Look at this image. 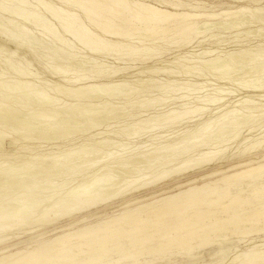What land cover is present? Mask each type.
Masks as SVG:
<instances>
[{
  "label": "rangeland",
  "instance_id": "1",
  "mask_svg": "<svg viewBox=\"0 0 264 264\" xmlns=\"http://www.w3.org/2000/svg\"><path fill=\"white\" fill-rule=\"evenodd\" d=\"M49 1H53L54 3H56V5L62 6L63 8L65 7V5H61V2L58 0H55V1L49 0ZM144 1H147V3L157 4L164 0H144ZM165 1H171V2L176 1L178 3L182 2L185 4L188 2L190 4L191 2L192 4H195L196 7L198 8H199L198 5H200L201 8L203 7L202 9L199 8V10H201L202 12L214 13V14H219L220 12L227 10L229 8L235 11L236 7L238 6H246L249 9L251 8H254V9L263 8L264 9V0H260L258 3L254 2L253 0H247V1L246 0H240V1H235V0L234 1L233 0H165ZM64 9L73 10L74 13L78 15L80 14L83 20L86 19L84 18L85 15L83 14L84 13L83 10H80L75 7L71 8V6L70 7L68 6L67 8L65 7ZM246 13H244L245 15L244 14L242 15V13H240L238 15L233 14V15L224 16V17L219 16L218 18H215L209 21V24L222 22L226 25V23L235 22L236 20L239 22L238 20L239 18L240 28L238 27L236 29H228L224 25H219V26L216 25V26H208V29L206 30L207 26H203L204 22H202V20L199 21L200 22L199 26H201L202 28L200 27L201 30H198V32L200 31L201 32L197 34L196 36L195 35H192V37L191 35L188 36L193 39L195 36V39L189 45L184 44V41L188 43V41H186L187 39H185V36L182 37L181 35L175 32L174 33L168 32L166 35H160V36L156 35L155 37L154 36L151 37V35L146 34V33H143V35L141 36L139 34H135V36L131 38V41L129 40L128 43L125 42L126 45L131 44L133 46L135 45L134 47L139 46V48H143V47L152 48V51H153L148 54L147 53H142L140 55L138 54L136 55L138 56L137 58L135 55L134 56L126 55V56L120 57L117 52H114L115 54L109 52L110 53L109 55V53L102 52L101 50H98L97 51L98 53L94 51V53L91 52L92 54H90V51H89L90 49L88 48L86 49L84 48V46H82L78 42H75L74 39L70 35L69 36L67 35L66 39L71 40L72 43L75 42V46H73L75 48L72 47L71 49H67V47L64 46L63 44L61 45V43L58 44L57 42H55L53 38L51 37L47 38L45 36H42L41 31L33 27L31 24L25 25L27 26L26 27L27 29L25 30L30 31L29 32L30 34H28L27 31L25 30L20 31L21 29L20 26H22L21 21L13 19L8 13H3V12L0 13V87H2L0 88V92L5 93V95L10 96L12 98V101H10L8 104L11 105L17 111H19V113L21 112V114L18 115V118L19 117L21 118V119L19 118V120L17 117L15 118V116L14 118L12 117V119L9 118L10 120H8V117L0 116V133L2 134L0 135V141L1 139H4L2 140L3 141L2 144L0 142V144L2 145L0 146L1 147L0 156L2 157V158L0 157V162H1L0 163V178L3 177L1 178L2 180L0 182V186H1L0 193L2 192L0 194V197L3 198V199L0 198L1 199L0 207L4 203H7V204L11 203V206L16 208V206L20 204L19 202H21L19 200L23 198L28 200L27 198L29 196L30 198H32V200L29 199L27 201V205L29 204L27 207L31 211L26 212V210H24L26 214L31 213L30 215H26L22 217V219H18L15 216V213H17V211L13 210L10 212H4L2 215L3 217L0 216V231L2 230L0 233V240L2 241L4 240V238L5 240H7V238L12 237L11 238L12 240L11 239L7 240L9 243L7 241L4 242L6 245L4 243H0V253H1V250L4 248L6 251L7 250L8 251L9 250L18 251L19 249V250H24L25 252H28L30 250L40 248L46 243H50L52 240L56 239L59 235L62 236L67 233H72V232H76V231L84 230V229H91L94 227L105 229L111 221L116 220V219H122L124 216L128 214H133L134 216L132 219L134 221H139L140 224L143 226L146 224L147 221L150 222V224L144 227L143 232L132 237L133 242H135V246L133 247L130 245L131 243L130 240H125L121 244L110 246V251L108 252L105 260L98 261L97 258H95V260L93 261L88 260L85 264H104L105 262L106 264H231V262L235 259V257H239L240 255L252 254L253 252H257V251L264 253V217H258L256 218V221L254 222L255 224L254 226L259 232L257 231L249 235H245V234L236 235L235 234L236 232H243L242 230H244V225L237 226V223L239 222V220H245L249 218L251 215L255 214L258 210H264V172L254 174L249 179V182H248V184H250L251 187H247L245 191L240 194L242 200L246 203L238 202V203H235L232 207L226 209L228 206V203L211 204L210 202H208L210 200L220 199L223 196L221 191H223L224 184L226 185L227 183L221 182L220 171L223 169L222 171L224 173L225 171L224 169L226 168L228 169L229 165H231L233 162L235 163L239 162L238 160H239V157L241 156L240 153L241 151L244 152L243 150L246 148L242 140L246 136L252 137L254 141L258 139L262 140L264 136L263 134L264 127L260 126V125H263L262 123L263 120L262 118H256L257 120L258 119L259 120L257 121L255 119V121L252 122L253 124L251 123L252 126L254 124L258 126V124H260L259 127L256 128V131L255 129L254 131L249 130L252 127L251 125H250L251 127L249 125H248L249 127L240 125V127L242 128L241 135H240L241 137L237 139V142H235V140H231L229 142L225 141L229 139V137L227 136H226L227 138L224 137L223 139H219V137H217V131H216V129L218 128L216 127L217 123L218 121H221L219 117L222 115L225 116L226 114L231 112V110L234 109L233 106H236L232 104H235L237 100L241 99L242 97L246 96V94H248L245 89L246 85L251 86L249 90L255 91L259 89L258 84H260L261 86L260 85L259 86L262 87L261 90L264 91V88H263L264 87V76H262L263 78L259 76V74H257L256 66L254 65L252 66L251 64H247L241 67L239 65L237 66V68L235 66L233 68L234 70L232 69L228 74L226 73L227 74L226 75L223 72L206 68L202 66V64H195V65L192 64L193 66L188 64V67L186 68L187 63H178L176 60H174L177 56L187 57V58H189L190 56L191 58L193 57L197 59V60L196 59L194 60L199 61V58L196 56H199L201 50H205V49L212 48V47L217 49V52L214 54V56L220 57L222 59L223 57L225 58L226 56H228V54H231V53L233 54V52L235 53L238 50L249 49L252 51H258L261 49V51H264V33H263L264 31L262 33L256 32L257 27L260 26V24L261 25L263 24L262 27L264 28V16H260L259 13H257L258 15L256 16L255 12L253 13L254 15L251 13L253 16H250L251 14L249 12H246ZM235 16L236 17L239 16V17L236 18ZM234 18H236V20ZM252 18L253 19L255 18L254 20H257L261 23H256L257 25L255 23H254L255 25L254 24H247V25L244 24V21L246 22V21H249L250 19H251L250 21H252L253 20ZM86 23H87V20H86ZM249 31L251 33H249L248 35L247 32ZM140 41H142V43H140ZM141 44L143 45V47ZM260 44L261 45L263 44V45L261 46ZM101 53H105V54H101ZM69 54L71 55L69 56ZM74 54L76 55L73 58H71L72 55ZM171 62H176V64L175 63L172 64ZM52 66L60 67V69L63 68L62 71L67 72V73L64 75H60L57 72H52L53 71ZM158 66L167 67L175 75L173 74L169 76L167 74L165 75L159 74V75H156L154 81H158V82H162V83H166L167 85H170L171 83H169L167 80H171V81H174L175 84L178 83L177 86H180V87L183 86V88L188 87L189 90L187 89L186 91V89H183V88L180 89L179 87L180 89L179 92L171 91L170 89H168V92H167V89L164 92H162L163 91L162 89L152 87L148 89V91L145 90L146 93L143 92L142 95L134 94L133 96L130 95L129 97L128 96L126 97L125 95L123 96V95L118 94L113 99L110 97L107 98L104 96L103 98L102 97L100 98L102 101L98 98L96 99L97 101L96 100H93V101L86 100L84 101L85 103L82 101V104H81L80 101H78L77 99L71 98V97L68 98V96L66 94H63L62 92L61 94L57 93L60 91L58 89L55 90V87H53L54 84H62L63 86H67V87H70V86L77 87L80 83V82H77L79 78L87 77V76L90 77L89 82L94 79V81L98 82V85L100 84L104 85L108 82H114L117 80H124V79L126 81L133 82V83H135L137 80L150 81V74L148 76V73H146L138 77L137 75L138 71L140 73L141 71H147L149 69H153ZM126 67L128 68L131 67L129 68V70H127L128 72L124 71V73L121 72L118 74H109L111 70L115 68L125 69ZM188 68L189 69L191 68L192 72L189 74H186ZM183 70H186V71H183ZM20 71L26 72L28 74L30 72L31 73L28 75V78H27L23 75L18 74ZM253 74L255 75L257 82L256 80L255 81L252 80V79H255L253 77ZM18 80H21L22 82L29 80L40 88H43L45 90L48 89L47 93L49 94L50 97H53V98L55 97L58 100L59 99L61 100V103H58V104H63V102H65L66 105L69 107L71 105L73 107V105L75 106L76 104H79L82 106L85 105V107L88 106L87 108H90L88 109V111L91 112V114H93V111L95 112L93 114L94 119H92L93 117L90 118L92 119L91 121H94V122L97 120L99 121L101 120L100 118L101 116L102 118L105 116L104 117L105 119L109 118L110 121L108 120L107 122V120L105 119L101 120V123L99 121L101 126L99 125V123L97 124L96 122L93 123L90 121L88 125L86 124L87 122H84L87 119L86 116L82 117V115L76 114L77 117L75 115L74 116L78 120L72 122L73 124H69L67 127V131H66L65 127L60 128L61 125H59L58 123L56 125L57 121H54V119L53 120H47V119L42 120L41 118L40 120L38 116L41 110L39 112L38 110L46 107V105L38 101L39 99H37L36 95H33L32 97L31 96L23 97L25 96L24 91H21L22 95L16 94L19 92L17 90V88H19ZM65 81H69L70 83L65 82ZM201 83H204V84L206 83V84L203 86L202 89L195 91L194 86L197 84L200 85ZM191 84H193L194 86L193 85L191 86ZM9 85L10 87L12 86L13 88L16 87L15 89L17 92H13L15 90L12 88H8L7 89V91L9 90L8 92L3 89L4 86L9 87ZM189 91H191V93H187ZM249 94L254 95L258 93H254V94L249 93ZM263 94L264 93L258 94L260 97L262 96L259 99H257L259 96L255 95L257 96L255 99L256 102L260 103V106H261L260 110L262 112H260V114H264L263 112L264 95ZM184 95L187 97L185 98ZM155 97L158 98L157 100L158 102L155 101L156 100ZM210 97L215 98L213 102L211 101L213 104L211 102L205 101L206 98H210ZM14 98H19L20 100L19 99L15 100ZM21 99L23 100V102ZM145 99L146 100L150 99L149 101L154 100V102H151V104L153 103L152 104L153 107H150L149 109L142 108L139 110L135 105L138 106L141 103V101H144ZM181 99L183 100L181 101ZM216 100H219V101H216ZM0 101L2 103H5V101H3L1 98H0ZM103 101L104 103L105 102L110 103V105L112 104L115 106H125V107L129 106L131 108L130 109H128L129 107L127 108V111H125L127 113H125L124 111H123L124 113L121 111H119V113L117 112V117L115 116L114 118V115H116V113L115 114L112 113L113 115L108 114V110H104L105 108L104 106H102V104L105 105ZM201 101L204 102L205 108L203 107V103H201ZM90 102L93 104V107L99 106V109L96 108V110H92L91 109L92 106L89 107V105H91ZM50 105L52 107L61 108L60 111H66V112L73 113V114L75 112L74 109L76 107L78 108V106H76L75 108L73 107L74 109H72L71 107L69 108L66 105H63V107L62 105H59L57 107V103H54V104L50 103ZM51 106L50 108H52ZM132 106L134 107L133 110H132ZM186 106L190 108L201 106L202 108H204L203 109L204 111L201 110L202 112L201 111H199V113L197 112L196 113L197 118H196V114H193L191 115V117L190 116L188 118L185 117L182 119V121L178 120L177 122H174V123H171V122L169 123L163 120L164 115H166L167 113L171 112L172 110L182 111L183 109L187 108ZM101 108H104V109H101ZM98 110L102 111L103 115ZM76 111L78 113L79 112L85 113L82 107H79ZM120 112L121 114L123 113V116L120 114ZM243 112L245 113L246 109H244L242 113ZM118 114L120 116H118ZM260 114H257V115H260ZM79 116L82 118L79 119ZM97 117L98 119L95 120V118ZM211 117H214V118L217 117L215 118L216 121L214 118H211ZM34 119H36V124H34L33 126L29 125L28 122L31 123L34 121ZM26 120H28V122ZM104 120L106 122L105 124L103 123ZM142 120L143 121L153 120V122L151 123V126H154V124H156L159 127L154 126L156 129L155 128L152 129L151 126L146 127V128L144 127L142 130H140L141 132L138 133L139 135L136 134L137 135L136 136L137 138H136L134 137L135 135L133 134L135 133V127H136L135 123L137 121L141 122ZM160 120H162L161 121L162 123L158 122ZM208 120H213L212 122L215 121V123H213V126H212L214 129L212 127L210 128L211 129L210 132L212 135L210 134L209 135L211 137H209L208 135L203 136V133L205 134V132L198 130L202 127L201 123L208 121ZM87 125L89 127L93 126L91 127L92 131L89 130L86 132V130H88ZM231 127L232 126H230V128ZM260 127H263V128L260 130ZM80 128H82L83 131ZM51 129L53 132H57V133H55L54 135ZM58 130H60L62 133H66L63 135L60 134V138L61 137H64V138H61V139L58 138L59 140L57 139V137H54L56 136V134H58ZM195 130H197V132H195ZM193 131H194L195 137H198V135L201 136V140L200 139L197 140V138L196 139L194 138L195 142H193L194 141L193 139L190 140L192 141L191 144L193 145L192 148L194 149H191V148H190L191 150L188 149L187 153H184L186 151L184 152L181 151L177 153L179 154L178 156L180 158H178L176 154L175 156L178 159L175 156L173 158L174 159L176 158L178 161H175L176 159L174 160L172 158L173 154L168 153L169 150L167 148L174 144L178 145V143L183 141V137L186 136L188 132L193 133ZM208 131H206V133ZM71 132H72V135H71ZM97 132L98 133L105 132V133L104 135H101L99 137H94L93 135H96ZM45 133H47V135L49 133L50 136L48 135L49 136L48 139H51V141L50 140L47 141L48 139ZM36 134L39 135V136L37 135V138H36ZM41 134L43 136H41ZM131 134H133V138L131 137ZM65 136H68V137H65ZM202 136L203 138H205L206 136V139L207 141H209V143L205 141L206 139L202 140ZM100 137L110 138L111 140L115 142L117 141L118 146L116 145V148L114 147L115 145L112 146V148L111 146H109V149H108V146L106 147L104 146L105 148L103 146L102 148L101 146H98V147H95L96 150L93 149L94 151L88 154H85L84 155L85 157H82V158L78 154H73V157H69V159L68 158L64 159L61 157V161H59L60 164L58 162L56 164L58 167H60L58 168L56 166V168H58L59 170L56 169L54 165H52L53 164L52 160L50 161L49 156H47V154L51 152L53 153L55 152L56 155H62L63 151L65 153L73 148H76L75 150H78L80 147L84 145L87 147L89 143H90L89 147H92L91 145L95 142V140L97 142L101 140ZM211 138L212 140H209ZM54 139L55 140L57 139L58 142L57 140L55 141ZM202 141L203 143L201 147ZM220 141H223V142L225 141L226 143H222ZM14 142L15 143L17 142V143L13 144ZM197 142H200V145H199L200 147L194 146L195 144L197 145ZM215 142L217 144H214ZM163 144H166V145H163ZM167 145L169 146L166 147ZM209 145L211 148H209ZM215 146L218 148V150L216 148L214 149ZM138 147H141V148L138 149ZM145 147L146 149H144ZM154 149L161 150V152L163 151L162 152L163 156L162 155L161 157L159 156L158 157L159 159L157 161H156L157 158H154L156 162H154L152 158H149V160L151 161L150 163L149 161L144 160V159H142L144 160V162H142L141 159L139 160L138 158L139 154H137V152L140 153V151L144 152V151H151ZM107 150L109 151L113 150L114 151L113 153H115V156L114 158L113 157L109 159L107 158L104 161V158H103V156H105L104 154L109 152ZM193 150L195 151L197 150L198 152L197 151L195 152ZM210 150H214L215 154L213 155V160L208 165H201V166L195 165L198 162L196 161L195 164L193 163V165H195L193 170L192 168L186 170L189 172H185V171H183L182 173L176 172L172 174L171 176L168 174L166 176L167 178L165 177L162 181H159L160 183L159 182L153 183L149 187H146L144 189L143 188L136 189V187L144 180H147L150 183L154 182L156 178L158 177V175L155 176L156 173L159 174L169 169H172L169 171H173L176 167H178L179 169L182 166V162L184 160L193 158V157L195 160H199V157L200 158L203 157V156L201 157L203 152L207 153V152H210ZM223 150L224 152H222ZM194 152L195 153L200 152L201 155L200 153L194 154ZM134 153H136V155H134ZM180 153H183L184 155ZM192 153L194 154V156ZM36 154H40L41 158L39 160L34 159V162H33V159H32L34 158L33 155H36ZM166 154L167 155L169 154L168 157H166ZM221 154H225V155H223L222 157ZM89 155L94 156L93 160L102 161L101 164L98 162V164H95L93 169H90V168L87 169L89 165L87 166V164L84 162L85 160L84 158L89 159L90 157ZM180 155L181 156L183 155L184 157H181ZM5 156L6 158L7 157L8 158L5 159L4 158ZM9 156H10V159H9ZM44 156L46 158L48 157V159H46ZM93 156L90 157V160H92ZM21 157L26 159L25 162L23 161L24 159ZM28 157L30 159L27 160ZM169 157L171 158V160ZM196 157H198V159ZM116 158H119V159L122 158V161L124 160L123 162H126V163L129 161H133V163H131L132 165L130 163H127V167H126V163H124L125 164L124 165L123 163L121 164L122 161L116 162ZM31 159H32V163H31ZM168 159L170 161L173 160V162H170V168L165 167L167 165H162L163 162L168 161ZM42 160L43 161L45 160V161L43 162ZM46 160H48L49 162H47ZM26 161H29L28 164L31 163L29 165H31L32 167L31 166L29 168L24 167L23 164L25 163L27 164ZM37 161H42L43 163L42 162L39 163ZM161 161L163 162L161 163L162 166L160 169L159 166H160ZM174 161L176 163H174ZM180 161L181 163L179 165V163L177 162H180ZM46 162L48 163V165L44 164ZM146 162L149 163V165H147ZM152 162H154V164ZM9 163L11 166H9ZM135 163L137 164L135 165ZM198 163H202V162L199 161ZM176 164L178 166H176ZM14 165L16 166L14 167ZM62 165H65V166L62 167ZM120 165H123V166H120ZM154 165H155V169L157 170L159 168L161 172L159 171V169H158L159 172L156 171L154 169ZM173 165L174 167L175 166L176 167L173 168ZM33 166H37V167H33ZM47 166H52L53 171H51L52 168L46 169L45 167ZM135 166L136 167L138 166V167L135 168ZM98 167H99L98 169L99 171L97 170ZM100 167L102 169H100ZM148 167L149 168L152 167L155 171L152 168L149 169ZM114 168L115 169L117 168L118 169L117 172H119V170L120 172L116 173ZM146 168H148L149 171L145 170ZM108 169L110 172L108 171ZM126 169L127 171L129 169V172L126 171L125 173L124 170ZM134 169H137L136 171L138 172H140L143 169L141 171L143 175L141 174V172L139 174L136 173ZM162 169L164 170L162 171ZM39 170H40V173L45 172V174H40ZM57 170L60 173L57 172ZM101 170L103 171L101 172ZM105 170L108 174L104 172ZM4 171L5 173L3 175ZM93 171H96V173L99 172L100 174V175L98 174L95 175L96 181L97 180L100 181L101 179H103V176L105 175L107 178L111 177L110 179H114V182H115L114 185L118 184L116 183V181L120 182V184H124L126 183L125 181H128V180H129L128 181L129 184L130 183H133V184H130L125 189V194L121 195V197L119 196L115 199L113 198V200L110 199V201L96 204L83 211H78V212H73V213H68V214H64V213L60 214L59 212H57L58 210H55L53 207H55V205H57L58 203H61L64 201L66 196L70 194L69 190L71 188L74 189L78 187L79 185H81L82 182H85L87 177L89 178L90 175L92 176ZM214 171H218V173L216 172L215 175H212V172ZM148 172H151V173H148ZM152 172H153V175H152ZM8 173H10L9 176H8ZM129 173L130 174L133 173V174H131L130 176ZM149 174L151 175L150 178L143 177L144 180L142 179L140 181L141 175L149 176ZM107 175H109L110 177ZM23 176H25V178ZM132 177L134 178L133 182L130 181L132 180ZM88 178L86 181L89 180ZM135 178L138 179V182L134 181L136 180ZM6 180H9L10 182L9 181L7 182ZM121 181H123V183H121ZM63 182L66 186L63 184ZM17 185H19L20 188ZM52 185L54 187H52ZM63 185L65 187H63ZM99 185L100 184H98V186ZM35 186H40V187L33 191ZM47 187L49 188L51 187V190L49 188L48 190H46ZM28 188L29 189L31 188L32 190H29ZM54 188H56V190ZM94 188H96V186H94L93 189ZM109 188L111 189V187ZM131 189L132 191H130ZM214 189L216 190L213 191ZM8 191L9 193H7ZM10 192H13V193H11V196L9 197L7 194H10ZM21 194L23 196H21ZM30 194L32 195V197ZM18 195L19 197H17ZM43 195L45 197L46 196L52 197L49 203L50 205L48 204V206H46L45 208H41L42 206L36 207L37 201L39 202L41 201V196H42V199L44 198ZM4 196L5 197L7 196L8 198L7 197L5 198ZM169 201H174L175 203H177L179 209L177 211H172V213L170 214H164L163 212H159L160 209L142 211L143 208L149 207V206L162 207L165 204L167 205ZM153 211H158L159 213L152 214L151 212ZM196 211L205 213L202 216L204 224L202 226V229L199 230V233L196 235V237L203 236L204 238L209 239L211 241L206 245H198L199 239L197 238V240L193 241V244H192L193 246H189L191 237L186 235L187 234L186 230L184 231L185 233L181 232L180 230H183L185 225H187L188 223L194 224L197 222V218H195V216L197 215ZM45 216L48 218L47 220H45ZM128 223H129L128 221H120L117 224L110 225V229L106 232H109V231L111 232L114 230H117V232H119V231H122V229L130 231L132 226L127 225ZM1 224H4V226H6V229H1ZM213 229H217L218 231L214 232ZM166 231L167 232L170 231L171 233L173 232L172 234L176 238H178V240L169 241V239H167L164 235ZM105 233L103 232V234ZM161 236H162L161 242L163 243L164 247H161L155 251H151L150 248L155 247V245L157 244V240ZM262 257H264L263 254L261 255L260 258L257 259L258 264H264V258ZM54 264H62V263L56 262Z\"/></svg>",
  "mask_w": 264,
  "mask_h": 264
},
{
  "label": "bare ground",
  "instance_id": "2",
  "mask_svg": "<svg viewBox=\"0 0 264 264\" xmlns=\"http://www.w3.org/2000/svg\"><path fill=\"white\" fill-rule=\"evenodd\" d=\"M55 1V0H54ZM61 2V5H65V7L67 8L68 6L71 8L75 7V8H78L80 10H83V15L84 18H86L85 20H83L80 16V14H76L73 12V10H67V9H64L62 6H58L56 5V3H54L53 1H46V0H0V13H8L13 19H16V20H19L21 21V29L20 31L22 30H25L27 29L25 25H28V24H31L33 27L39 29V31H41L42 33V36H45L47 38L51 37L54 39L55 42H57L58 44L61 43V45L63 44L64 46L67 47V49H71L73 46H75V42H78L79 44H81L82 46H84V48H88L90 49V54L94 53V51H98V50H101L102 52H106V53H114V52H117L119 54V56H126V55H130V56H136V55H140L142 53H150V52H153L152 51V48H144L143 45L142 47L143 48H139V46H136L134 47L133 45L129 44V45H126L125 42L128 43V41L130 40L131 41V38L135 36V34H139L140 36L143 35V33H146V34H149L152 36H160V35H166L168 32H175L179 35H181L182 37L185 36V39H187L185 42L184 41V44L185 45H189L193 42V40L195 39V36L197 34H199L200 32H198V30H201L199 26L200 25V22L202 20V22H204V25L202 23L203 26H207L206 30L208 29V26H216V25H224L226 26L228 29H236L239 27V22H240V19L238 17V20L239 22L236 20V18H234L236 21L235 22H231V23H226V25L222 22H218V23H213V24H209V21L210 20H213L215 18H218L219 16H229V15H233V14H240L242 13V15L246 12H249L250 14L252 13H256V16L258 15L257 13H259L260 16H264V9L263 8H247L246 6H238L236 7V10L233 11L231 10L230 8L227 9V10H224L222 12H220L219 14H214V13H206V12H202L201 10H199V8H201L200 5L199 8L196 7L195 4H192L190 2L188 3H178L176 1L174 2H171V1H161L160 3H147V1H144V0H58ZM234 1V0H233ZM235 1H240V0H235ZM247 1V0H246ZM254 2L258 3L260 0H253ZM203 8V7H202ZM201 8V9H202ZM247 14V13H246ZM250 15V16H253V15ZM245 15V14H244ZM248 15V14H247ZM255 16V17H256ZM227 19V18H226ZM229 19V18H228ZM253 19V18H252ZM255 19V18H254ZM252 20V21H244V24H256V23H261L257 20ZM258 19V18H256ZM86 20H87V23H86ZM243 20V19H242ZM227 21V20H226ZM231 21V20H230ZM233 21V20H232ZM209 24V25H208ZM242 24V25H244ZM254 24V25H255ZM241 25V24H240ZM257 25V24H256ZM263 25V24H262ZM262 25L260 24V26L257 27V30L256 32L257 33H262L264 31V28L262 27ZM251 26V25H250ZM248 26V27H250ZM252 27V26H251ZM202 28V27H201ZM240 28V27H239ZM27 31L28 34H30L28 30H25ZM204 31V30H203ZM100 32V33H99ZM255 32V33H256ZM249 33H251L250 31L247 32V34L249 35ZM264 33V32H263ZM103 34V36H102ZM240 34V33H239ZM71 36L75 42H71V40L69 39H66V36ZM171 35V34H170ZM189 35H195L194 36V39L191 38V37H188ZM247 35V37H248ZM263 35V34H261ZM144 37V36H143ZM142 37V38H143ZM181 37V38H182ZM198 37V36H197ZM69 38V37H68ZM71 38V39H72ZM141 38V39H142ZM179 38V37H178ZM134 39V38H133ZM132 39V40H133ZM139 39V38H138ZM146 39V38H145ZM144 39V40H145ZM183 39V40H185ZM190 39V40H189ZM48 40V39H47ZM149 40V39H148ZM147 40V41H148ZM154 40V39H153ZM205 40V39H204ZM181 41V40H180ZM179 41V42H180ZM155 42V41H154ZM153 42V43H154ZM140 43H142V41H140ZM138 43V44H140ZM174 44V43H173ZM261 45V44H260ZM263 45V44H262ZM261 45V46H262ZM81 46V47H82ZM170 47V46H169ZM185 47V46H184ZM188 47V46H187ZM260 47V46H259ZM75 48V47H73ZM83 48V49H84ZM251 48V47H250ZM256 48V47H255ZM79 49V48H78ZM252 49V48H251ZM73 50V49H72ZM71 51V50H70ZM74 52V51H73ZM92 52V53H91ZM126 52V53H125ZM217 52V49L216 48H208V49H205V50H201L199 56H196L199 58V61H196L197 59L196 58H191L189 55V58L187 57H180V56H177L174 60H176L178 63H187L186 65V68L188 67V64L189 65H195V64H202V66L206 67V68H209V69H214V70H217V71H220V72H223L224 74H228L235 66L237 68V66L240 65L241 66H245L247 64H251L252 66H256L257 68V74H259V76H264V51H261L258 50V51H252V50H249V49H246V50H238L236 51L235 53L233 52V54H228V56H226L225 58L223 57L220 58V57H215L214 54ZM98 53V52H97ZM101 54H105V53H101ZM115 54V53H114ZM117 54V55H118ZM146 54V55H147ZM71 54H69L70 56ZM76 54L72 55L71 58H73ZM107 55V54H106ZM110 55V53H109ZM194 55V54H193ZM192 55V56H193ZM196 55V54H195ZM186 56V55H185ZM138 56H136L137 58ZM48 58V57H47ZM139 59V58H138ZM196 59V60H194ZM136 60V59H135ZM140 60V59H139ZM73 61V60H72ZM9 62V61H7ZM172 64H176V62H171ZM192 65V66H193ZM250 65V66H251ZM48 66V65H47ZM184 66V65H183ZM191 67V66H190ZM124 68V67H123ZM131 68V67H129ZM128 67H126L125 69H119V68H115L113 70H111V72L109 74H118V73H121L124 71H127L129 70ZM253 68V67H252ZM52 69L53 71L52 72H57L59 73L60 75H64L66 74L67 72H63L60 67H57V66H52ZM81 69V68H80ZM83 69V68H82ZM196 69V68H195ZM234 70V69H233ZM255 70V68H254ZM81 71V70H80ZM183 71H186V70H183ZM28 72V71H27ZM128 72V71H127ZM136 72V71H135ZM177 72V71H176ZM192 72V69L188 68L186 74H189ZM207 72V71H206ZM235 72V71H234ZM31 73V72H30ZM29 73V74H30ZM148 73V76L150 74V81H144V80H137L135 83L133 82H129V81H126L125 79L124 80H117V81H114V82H108L104 85H98V82L90 80V77H82V78H79V80L77 82H80L79 85L77 87H67V86H63L62 84H54L53 87H55V90L58 89L60 92H57L59 94H61V92L63 94H66L69 97L71 98H75L77 99L78 101H80V103L82 104V101H86V100H96V99H100L101 97L103 98L104 96L107 97V98H114L116 97L118 94L120 95H125L126 97L128 96H133L134 94L135 95H142L143 92L146 93L145 90L148 91V89L152 88V87H155V88H159V89H162L164 92L166 89H167V92H168V89H170L171 91H175V92H179L182 87L180 86H177V84L174 83V81H171V80H167L169 83H171L170 85H167L166 83H162V82H158V81H154L155 80V77L156 75H159V74H167L169 76L173 75L174 73L168 69L167 67H156V68H153V69H149L147 71H141L139 73L138 71V77H140L142 74H146ZM179 73V72H178ZM184 73V72H183ZM194 73V72H193ZM256 73V71H255ZM17 74V73H15ZM18 74L20 75H23L25 77L28 78V73L26 72H22L20 71ZM217 74V73H216ZM226 74V75H227ZM32 75V74H31ZM175 75V74H174ZM146 76V75H145ZM253 77L255 78V75L253 74ZM260 77V78H261ZM222 78V77H221ZM224 78V77H223ZM263 78V77H262ZM85 79V81H84ZM226 79V78H225ZM242 79V78H241ZM248 79V78H247ZM259 79V78H258ZM227 80V79H226ZM252 80H256L255 79H252ZM251 80V81H252ZM261 80V79H260ZM65 82H69V81H65ZM167 82V83H168ZM257 82V80H256ZM259 82V81H258ZM70 83V82H69ZM185 84V83H184ZM189 84V83H188ZM206 84V83H205ZM204 83H201L200 85H193L191 84V86L193 85L195 87V91L196 90H200L203 88V86L205 85ZM263 84V83H262ZM66 85V84H65ZM77 85V84H76ZM186 85V84H185ZM251 85V83H250ZM260 84H258V88L257 90H249L251 88V86L249 85H246L245 86V89L247 91L248 94H246V96L242 97L241 99L237 100L235 102V104H232V105H236V106H233L234 109L231 110V112H227L228 114H226L225 116H220L219 119L221 121H218L217 123V126L218 127L216 129L217 131V137H219V139H223L224 137H229V139L225 140L227 142L231 141V140H235V142H237V139L239 137H241V131H242V128L240 127V125L242 126H252V122L255 121L256 118H262L263 120V125H260L258 124V126L256 124H254L251 129H249L250 131H256V128L260 126H263L264 127V114H260V112H262L260 109H261V106H260V103H257L256 102V97L259 96L258 94L259 93H264L263 90H261L262 87L259 86ZM18 86L19 88H17V90L20 92L16 93V94H21V91H24L25 92V96L23 97H26V96H33V95H36L37 99H39L38 101H40L41 103H44L46 105V107L44 108H41L38 110V112L40 111L39 113V118L41 120H44V119H47V120H53L54 121H57L56 122V125L57 123L61 127H65L66 128V131H67V127L69 124H73L72 122L78 120L75 118L76 114L78 115H82V117L86 116V121L84 122H87L86 124L89 125V122L94 119V111H93V114H91V112L88 111V109L90 108H87L88 106L85 107V105H79V104H76L75 106L73 105V107L75 108L76 106L79 107H82L83 108V112H77L76 110L78 109L77 107L74 109L72 107V105L70 106L72 109L75 110L74 114L73 113H69V112H66V111H60L61 108H56V107H52L50 105L51 104H54V103H57V107L59 105H66L65 102H63V104H58V103H61V100L59 101L57 98H53V97H50L49 94L47 93V90L43 89V88H40L38 87L37 85H35L34 83H32L31 81L29 80H26L25 82H22L21 80H18ZM172 86V88H171ZM254 86V85H252ZM149 87V88H148ZM180 87V89H179ZM2 88V87H0ZM8 88H12L14 89L15 91L13 92H17L16 91V87L13 88L12 86L10 87H7V86H4V90L7 91ZM253 88V87H252ZM257 88V87H255ZM264 88V87H263ZM173 89V90H172ZM183 89H187L189 90V88H183ZM191 89V88H190ZM169 90V91H170ZM2 91V90H1ZM5 91V92H6ZM9 91V90H8ZM7 91V92H8ZM151 91V90H150ZM170 91V92H171ZM238 91V90H237ZM185 92V91H184ZM193 92V91H192ZM226 92V91H225ZM224 92V93H225ZM174 93V92H173ZM187 93H191V91L187 92ZM186 93V94H187ZM227 93V92H226ZM249 93H258V94H249ZM13 94V93H12ZM22 95V94H21ZM257 95V96H255ZM262 95V94H261ZM264 95V94H263ZM20 96V95H19ZM65 96V95H64ZM185 96V95H184ZM203 96V95H202ZM187 96H185L186 98ZM208 97V96H207ZM262 97V96H261ZM260 96L257 98H261ZM0 98L5 101V103H2L0 101V116H4V117H8V120L12 119V117L15 118L17 117L18 118V115L21 114V112L19 113V111H17L16 109H14L11 105H9L8 103L10 101H12V98L8 95H5V93H2L0 92ZM70 98V99H71ZM156 98V97H155ZM154 98V99H155ZM264 98V97H263ZM262 98V99H263ZM15 100L19 99V98H14ZM23 99V98H22ZM21 99V100H22ZM215 98H206L205 101H208V102H213ZM20 100V99H19ZM101 100V99H100ZM110 100V99H109ZM150 100V99H149ZM144 100V101H141V103L137 106L135 105L139 110L142 109V108H147L149 109L150 107H153L151 102H154V100ZM158 98H156L155 101H157ZM183 99H181L182 101ZM225 100V99H224ZM25 101V100H24ZM97 101V100H96ZM102 101V100H101ZM114 101V100H113ZM216 101H219V100H216ZM14 102V100H13ZM12 102V103H13ZM16 102V101H15ZM23 102V100H22ZM158 102V101H157ZM211 102V103H212ZM85 103V102H84ZM88 103V102H86ZM91 103V102H90ZM102 103V102H100ZM99 103V104H100ZM104 103V101H103ZM134 103V102H133ZM201 103H203V107L205 108L204 106V102L201 101ZM25 104V103H24ZM28 104V103H27ZM105 105L102 104V106H104V108H101V109H104V110H108V114H115L114 115V118L115 116L117 117V112L119 113V111L121 112H125L127 111V108L129 107H125V106H115V105H110V103L108 102H105L104 103ZM132 104V103H131ZM164 104V103H163ZM180 104V103H179ZM190 104V103H189ZM213 104V103H212ZM43 105V104H42ZM49 105V106H48ZM70 105V104H69ZM95 105V104H94ZM101 105V104H100ZM130 105V104H129ZM133 105V104H132ZM263 105V104H262ZM25 106V105H23ZM50 106L52 108H50ZM67 106V105H66ZM92 106V110H96L99 109V106H94L93 107V104L91 103V105H89V107ZM134 106V105H133ZM132 106V110L134 109V107ZM160 106V105H159ZM207 106V105H206ZM226 106V105H225ZM69 107V106H67ZM69 107V108H70ZM174 107V106H173ZM187 107V106H186ZM27 108V107H26ZM131 107H129L128 109H130ZM164 108V107H163ZM184 108V107H183ZM204 108H202L201 106L199 107H193V108H190V107H187L185 109H183L182 111H175V110H172L171 112L167 113L166 115H164L163 117V120L166 121V122H171V123H174V122H177L178 120L179 121H182L183 118L185 117H191V115L193 114H196L197 112L199 113V111L203 110ZM81 109V108H80ZM246 109V112L242 113V111ZM28 110V109H27ZM82 110V109H81ZM91 110V111H92ZM137 110V109H136ZM99 111V110H98ZM204 111V110H203ZM102 113V111H99ZM120 112V114H121ZM123 112V113H124ZM140 112V111H139ZM138 112V113H139ZM202 112V111H201ZM264 112V110H263ZM123 113L121 114L123 116ZM127 113V112H125ZM23 114V113H22ZM31 114V113H30ZM35 114V113H34ZM38 114V113H37ZM107 114V112H106ZM112 114V115H113ZM215 114V113H214ZM230 114V115H229ZM257 114H260V115H257ZM36 115V114H35ZM75 115V116H74ZM93 115V116H92ZM103 115V113H102ZM127 115V114H125ZM221 115V114H220ZM23 116V115H22ZM97 116V115H95ZM100 116V114H99ZM98 116V117H99ZM118 116H120L118 114ZM129 116V115H128ZM131 116V115H130ZM216 116V115H215ZM3 117V118H4ZM32 117V116H31ZM77 117V116H76ZM79 116V119L82 118ZM93 117V118H92ZM95 118L96 119H98ZM105 117V116H104ZM102 118V116L100 117L101 120L105 119V118ZM108 117V115H107ZM106 117V118H107ZM135 117V116H134ZM193 117V116H192ZM10 118V119H9ZM20 118V117H19ZM18 118V120H19ZM23 118V117H22ZM35 118V116H34ZM92 118V119H90ZM111 118V116H110ZM119 118V117H118ZM127 118V117H125ZM124 118V119H125ZM194 118V117H193ZM196 118H197V114H196ZM211 118H214V117H211ZM217 118V117H215ZM214 118V119H215ZM21 119V118H20ZM27 119V118H26ZM37 119V118H36ZM36 119H34L33 122L29 123L28 120H26L28 122L29 125H34L36 124ZM159 119V118H158ZM195 119V118H194ZM213 119V120H214ZM217 119V120H219ZM31 120V119H30ZM33 120V119H32ZM84 120V119H83ZM101 120L100 123H101ZM110 121V119H105ZM104 120V124L106 123ZM112 120V119H111ZM213 120H208V121H205L203 123H201V128L198 129L199 131H204L205 134L203 133V136L204 135H208L209 137H211L210 135L211 132H210V128L213 126V123H215L216 119L214 122H212ZM257 120V119H256ZM259 120V119H258ZM257 120V121H258ZM25 121V120H23ZM22 121V123H23ZM99 121H95L97 124L99 123ZM162 120L158 121V122H161ZM237 121V122H236ZM25 122V123H27ZM39 122V121H37ZM49 122V121H48ZM81 122V121H80ZM83 122V121H82ZM93 123H95L94 121H91ZM153 122L150 121V120H142L141 122H136L135 123V133H133L136 137L137 135H139L138 133L141 132L140 130H142L144 127H149L151 126V123ZM165 122V123H166ZM20 123V122H19ZM41 123V122H40ZM43 123V122H42ZM47 123V122H46ZM91 123V124H93ZM99 123V125H100ZM138 123V124H137ZM162 123V122H161ZM160 123V124H161ZM179 123V122H178ZM252 123V124H251ZM259 123V122H257ZM27 124V125H28ZM55 124V123H54ZM83 125V124H82ZM85 125V124H84ZM87 125V131H92V128L93 126L89 127ZM103 125V124H102ZM172 125V124H170ZM169 125V126H170ZM215 125V124H214ZM40 126V125H39ZM55 126V125H54ZM72 126V125H71ZM78 126V125H77ZM86 126V125H85ZM97 126V125H96ZM101 126V125H100ZM99 126V127H100ZM154 126H158L156 124H154ZM154 126H151V128H155ZM166 126V125H165ZM230 126H232L230 128ZM248 126V127H249ZM3 127V126H2ZM48 127V126H47ZM105 127V126H104ZM159 127V126H158ZM163 127V126H162ZM247 127V128H248ZM263 127H260V130L263 128ZM39 128V127H38ZM37 128V129H38ZM59 128V127H58ZM91 128V129H89ZM95 128V127H94ZM164 128V127H163ZM213 128V127H212ZM245 128V127H244ZM41 129V128H40ZM64 129V128H63ZM62 129V130H63ZM79 129V128H78ZM82 130V128H80ZM86 129V128H85ZM156 129V128H155ZM214 129V128H213ZM212 129V130H213ZM230 129V130H229ZM17 130V129H16ZM65 130V129H64ZM63 130V131H64ZM77 130V129H76ZM80 130V131H81ZM158 130V129H157ZM209 130V131H208ZM245 130V129H244ZM259 130V129H258ZM34 131V130H33ZM46 131V130H45ZM52 131V129H51ZM50 131V132H51ZM55 131V130H54ZM83 131V130H82ZM206 131H208L206 133ZM48 132V131H47ZM53 132V131H52ZM65 132V131H64ZM195 132H197V130H195ZM29 133V132H28ZM55 133L57 132H53V134L55 135ZM70 133V132H69ZM81 133V132H80ZM98 133L96 135H93L94 137H99L101 135H104V133ZM201 133V132H200ZM215 133V132H214ZM213 133V134H214ZM252 133V132H251ZM40 134V133H38ZM36 134V138H37V135ZM47 135V133H45ZM44 134V135H45ZM60 134H66V133H62L60 130H58V134H56V136L54 137H57V139H61V138H64V137H61L60 138ZM107 134V133H106ZM133 134H131V137L133 138ZM137 134V135H136ZM210 134V135H209ZM229 134V135H227ZM264 134V132H263ZM0 135H2L0 133ZM49 135V133H48ZM47 135V139L49 138V136ZM59 135V137H58ZM71 135H72V132H71ZM125 135V134H124ZM34 136V135H33ZM39 136V135H38ZM41 136H43L41 134ZM40 136V137H41ZM52 136V134H51ZM90 136V135H88ZM92 136V135H91ZM119 136V135H118ZM202 136V140L206 139V136L205 138H203ZM25 137V136H24ZM46 137V136H44ZM65 137H68V136H65ZM141 137V135H140ZM199 137V138H198ZM198 137H195L194 136V131L193 133H189L183 137V141L178 143L177 144H174V145H167L166 147H168L167 149L169 150L168 153L170 154H173L172 158L179 152L181 151H186L184 153H187L188 149H194L192 148V144L190 140H194V138L197 140L200 139L201 140V136L198 135ZM215 137V135H214ZM226 137V138H227ZM255 137V136H254ZM32 138V137H30ZM35 138V137H33ZM51 138V137H50ZM137 138V137H136ZM208 138V137H207ZM244 138V137H243ZM242 138V139H243ZM29 139V138H28ZM27 139V140H28ZM56 139V140H57ZM58 139V140H59ZM101 140H99V142H97L95 140V145L94 143L91 145L92 147H89V144L87 145V147L84 145L82 147H80L78 150H75L76 148H73L67 152L64 153V151L62 152L63 154L62 155H56L55 152H51L49 154H47V156H49V159L50 161L52 160L54 167L56 168V164L57 162L59 163V161H61V157L62 158H68L69 157H73V154H78L82 157H85L84 155L85 154H88L95 149V147H98V146H102L106 147L108 146V149H109V146H114L116 148V145L118 146V142L116 141H113L111 140L110 138H101ZM156 139V138H155ZM257 139V138H256ZM255 139V140H256ZM4 139H1V144L3 143ZM45 140V139H44ZM51 141V139H48L47 141ZM55 140V139H54ZM55 140V141H56ZM57 140V142H58ZM67 140V139H66ZM90 140V139H89ZM92 140V139H91ZM157 140V139H156ZM209 140H212L209 139ZM33 141V139H32ZM40 141V140H38ZM207 143H209V141H207V139L205 140ZM204 141V142H205ZM223 142V141H220L222 143H226V142ZM195 142V140L193 141ZM205 142V143H206ZM212 142V141H210ZM233 142V141H232ZM242 142L244 143V145L246 146V148L243 150L244 152L241 151L240 153V157H239V162L235 163L233 162L231 165H229V168L227 169H224V173H223V169L220 171L221 173V182L223 183H227L226 185L224 184L223 186V191H221V193L223 194V196L220 198V199H215V200H210L208 202H210L211 204H214V203H220V204H226L228 203V206L226 209L232 207L235 203H238V202H244L240 196V194L242 192L245 191V189L247 187H251L250 184H248L249 182V179L254 175V174H258V173H263L264 172V136L262 138V140H256L254 141V139L252 137H249V136H246ZM254 142V143H252ZM17 143V142H16ZM15 142L13 144H16ZM168 143V141H167ZM202 143L203 141L201 142V147H202ZM204 143V144H205ZM0 144V146H2ZM12 144V142H11ZM86 144V143H85ZM214 144H217L216 142ZM221 144V143H220ZM242 144V143H240ZM162 145V144H161ZM159 145V146H161ZM163 145H166V144H163ZM200 142H197V145L195 144L194 146H197V147H200ZM206 145V144H205ZM223 145V144H222ZM221 145V146H222ZM41 146V145H40ZM125 146V145H123ZM145 146V144H144ZM147 146V145H146ZM158 146V145H157ZM217 146V145H216ZM214 147V149L216 148L218 150V146L217 147ZM42 147V146H41ZM89 147V148H88ZM104 147V148H105ZM143 147V146H142ZM204 147V146H203ZM229 147V146H228ZM1 148V147H0ZM92 148V149H90ZM141 148V147H138V149ZM164 148V147H163ZM209 148L210 145H209ZM213 148V146H212ZM94 149V150H93ZM146 149V147L144 148ZM190 149V150H191ZM225 149V148H224ZM189 150V151H190ZM260 150V151H259ZM105 151V150H104ZM103 151V152H104ZM109 151V150H107ZM140 151V150H138ZM195 151V150H193ZM197 151V150H196ZM195 151V152H196ZM199 151V149H198ZM197 151V152H198ZM106 152V151H105ZM104 152V153H105ZM114 151H109L107 153H103L105 156H103L104 158V161L105 159H109V158H114L115 156V153H113ZM136 152V151H135ZM163 152V151H162ZM161 152V150H158V149H154V150H151V151H140L137 152V154H139V160L141 159H144V160H147L149 161V163L151 162L149 160V158H152L154 160V158H157L156 161L159 159L158 157L161 155L163 156V153ZM194 154H199V153H195ZM217 152V151H216ZM224 152V150L222 151ZM221 152V153H222ZM60 153V152H59ZM96 153V152H95ZM101 154V153H100ZM126 154V153H125ZM165 154V153H164ZM180 154H183V153H180ZM189 154V153H188ZM187 154V155H188ZM191 154V152H190ZM193 154V153H192ZM193 154V156H194ZM215 154L214 150H210V152H207V153H204L201 155L202 158L199 157V160H195L194 157L193 158H189V159H186L182 162V166L178 169V166L176 164V168L174 167V163H176L175 161H178L177 159L180 158L177 154L176 156H178V158L175 160L174 158V165H173V168H175L173 171H169V170H172V169H169L170 168V162H173L170 161L168 159V161H164L166 163H164L163 161L160 162V166L159 168L161 169V166L162 165H167L165 167H169L165 170V172H161L160 169L159 171L161 173L159 174H155L158 175V177L156 178V180L152 183L148 182L147 180H144L143 177H149L150 178V174L149 176H142L143 173L141 172V176H140V181L143 179L144 181H142L137 187L136 189H141V188H146V187H149L151 184L153 183H158L159 181H162L168 174L171 176L172 174L174 173H179V172H189V171H186L187 169H190L192 168V170L194 169V166L195 165H208L212 160H213V155ZM96 155V154H95ZM134 155H136V153H134ZM169 155V154H168ZM168 155L166 154V157H168ZM184 155V154H183ZM181 156V157H184V156ZM223 155L225 154H221V156L223 157ZM34 158L33 159V162H34V159L35 160H39L41 157H40V154H36V155H33ZM90 156V155H89ZM93 156V155H91ZM90 156V157H91ZM100 156V155H99ZM98 156V157H99ZM138 156V155H137ZM136 156V157H137ZM186 156V154H185ZM234 156V154H233ZM237 156V155H236ZM1 157V156H0ZM26 157V156H25ZM45 157V156H44ZM90 157L89 159L88 158H84V162L87 164L88 168L87 169H93V167L95 166V164H98V162L101 164L102 161L100 160H93L94 159V156L92 158V160H90ZM121 157V155H120ZM124 157V156H123ZM122 157V158H123ZM133 157V156H132ZM165 157V156H164ZM221 157V158H222ZM2 158V157H1ZM5 159L6 156L4 157ZM23 158V157H21ZM46 158V157H45ZM44 158V159H45ZM122 158L119 159V158H116V162H121L122 161ZM128 158V157H127ZM126 158V159H127ZM187 158V157H186ZM198 159V157H196ZM216 158V157H214ZM229 158V157H228ZM9 159H10V156H9ZM16 159V158H15ZM24 159V158H23ZM30 159L29 157L27 158V160ZM32 159H31V163H32ZM43 159V158H42ZM48 159V157L46 158ZM59 159V160H58ZM124 159V158H123ZM125 159V160H126ZM129 159V158H128ZM127 159V160H128ZM135 159V158H134ZM220 159V158H219ZM223 159V158H222ZM26 159H24L23 161L25 162ZM137 160V158H136ZM138 160V161H139ZM144 160H142V162H144ZM164 160V159H163ZM166 160V158H165ZM182 160V159H181ZM202 160V161H201ZM215 160V159H214ZM3 161V160H2ZM7 161V160H5ZM10 161V160H9ZM43 161V160H42ZM42 161H37V162H42ZM45 161V160H44ZM43 161V162H44ZM47 162H49L48 160H46ZM68 161V160H66ZM71 161V160H70ZM124 161V160H123ZM121 162V164L123 163H126V162ZM135 161V160H134ZM154 160V162H156ZM196 161H200L202 163H196ZM220 161V160H219ZM11 162V161H10ZM27 164L29 161H26ZM36 162V163H37ZM42 162V163H43ZM44 163L45 165H48V163ZM78 162V161H77ZM140 162V163H142ZM154 162H152L154 164ZM163 162V164L161 165V163ZM1 163V162H0ZM23 163V162H22ZM29 163V164H31ZM35 163V164H36ZM62 163V162H61ZM67 163V162H66ZM70 163V162H69ZM104 163V162H103ZM127 163H133V161H129ZM127 163H126V167H127ZM147 163V162H146ZM149 163H147V165H149ZM181 163L180 162H177ZM193 163L195 165H193ZM7 164V162H6ZM23 164L24 167H30L31 165L28 164ZM60 164V163H59ZM73 164V163H72ZM118 164V163H117ZM129 164V165H130ZM137 163H135L136 165ZM19 165V164H18ZM22 165V166H23ZM43 165V166H45ZM68 165V164H67ZM109 165V164H108ZM125 165V164H124ZM128 165V166H129ZM132 165V164H131ZM134 165V164H133ZM172 165V164H171ZM8 166V165H7ZM9 166L10 163H9ZM16 165H14L15 167ZM65 166V165H62V167ZM81 166V165H80ZM113 166V165H112ZM115 166V165H114ZM118 166V165H117ZM116 166V167H117ZM120 166H123V165H120ZM153 166V165H152ZM198 166V167H199ZM32 167V166H31ZM33 167H37V166H33ZM41 167V166H40ZM58 167V166H57ZM70 167V166H69ZM111 167V166H109ZM119 167V166H118ZM138 167V166H137ZM135 166V168H137ZM164 167V166H163ZM21 168V166H20ZM19 168V169H20ZM46 169H50L52 168V166H47L45 167ZM60 168V167H58ZM56 168V169H58ZM71 168V167H70ZM74 168V167H73ZM104 168V167H103ZM125 168V167H123ZM149 168V167H148ZM148 168H146L145 170H148ZM152 168V167H150ZM149 168V169H150ZM33 169V168H32ZM36 169V168H35ZM99 169V167L97 168V170ZM100 169H102L100 167ZM106 169V168H105ZM115 169V168H114ZM117 169V168H116ZM116 173H119L117 172L118 169L116 170ZM130 169V168H129ZM129 169L127 171L124 170V172L126 173L129 172ZM133 169V168H131ZM153 169V168H152ZM151 169V170H152ZM154 169H155V165H154ZM153 169V170H154ZM158 169L156 171H158ZM203 169V168H202ZM230 169V170H229ZM4 170V168H3ZM2 170V171H3ZM38 170V169H37ZM41 170V169H40ZM40 170H39V173H40ZM59 170V169H58ZM57 170V172H59ZM96 170V171H97ZM107 170V169H106ZM106 170L104 171L105 173ZM136 173H140L138 171H136L137 169H134ZM150 170V171H151ZM154 170V171H155ZM164 169H162L163 171ZM229 170V171H228ZM34 171V170H33ZM50 171V170H48ZM53 171V168L52 170ZM62 171V170H61ZM80 171V170H79ZM96 171H93V175L90 177L89 175V180H85V182H82L81 185H79L78 187L74 188V189H70L69 192L70 194L68 196H66V198L64 199L63 202L61 203H58L57 205H55V207H53L55 210H58L57 212H59L60 214H68V213H73V212H78V211H83L85 209H88L96 204H99V203H103V202H107V201H110V199L113 200V198H117V197H121V195L125 194V189L130 185V184H133V183H128V181H125L126 183L124 184H120V182H117L118 184L114 185V179H110L111 177L109 175L110 178H107L105 175V177L103 176V179H101L100 181H96L95 180V175L99 174V172L96 173ZM99 171V170H98ZM103 170H101L102 172ZM109 171V169H108ZM149 171V170H148ZM153 171V172H154ZM158 171V172H159ZM9 172V171H8ZM35 172V171H34ZM33 172V173H34ZM42 172V171H41ZM110 172V171H109ZM122 172V171H121ZM134 172V171H133ZM153 172H152V175H153ZM218 173V171H214L212 172V175H215V173ZM5 171L3 172V175H4ZM31 173V172H30ZM32 173V174H33ZM38 173V172H37ZM47 173V172H46ZM60 173V172H59ZM124 173V174H125ZM135 173V174H136ZM147 173V172H145ZM148 173H151V172H148ZM191 173V171H190ZM219 173V174H220ZM2 174V173H1ZM10 173H8V176H9ZM40 174H45V172L43 173H40ZM39 174V175H40ZM108 174V173H107ZM128 174V173H127ZM130 174V173H129ZM133 174V173H131ZM130 174V176H131ZM134 174V176H135ZM137 174V175H138ZM17 175V174H16ZM35 175V174H34ZM37 175V174H36ZM38 175V176H39ZM65 175V174H64ZM97 175V177H98ZM114 175V174H113ZM148 175V174H147ZM211 175V176H212ZM218 175V174H217ZM2 176V175H1ZM33 176V175H31ZM50 176V175H48ZM119 176V175H118ZM176 176V175H175ZM178 176V175H177ZM7 177V176H6ZM4 177V178H6ZM25 178V176H23ZM137 177V176H136ZM153 177V176H152ZM3 178V177H1ZM0 178V182H1V179ZM8 178V177H7ZM15 178V176H14ZM100 178V177H99ZM102 178V177H101ZM127 178V177H126ZM138 178V177H137ZM154 178V179H155ZM167 178V177H166ZM19 179V178H18ZM21 179V177H20ZM44 179V178H43ZM54 179V178H53ZM131 179V178H130ZM133 177H132V180H130L131 182H133ZM136 179V178H135ZM139 179V178H138ZM138 179L134 180L136 182H138ZM148 179V178H146ZM10 180V179H9ZM9 180H6L7 182ZM13 180V179H12ZM124 180V179H123ZM152 180V179H151ZM22 181V179H21ZM83 181V180H82ZM3 182V181H2ZM10 182V181H9ZM27 182V181H25ZM49 182V181H48ZM51 182V181H50ZM37 183V182H35ZM41 183V182H39ZM121 183H123V181H121ZM135 183V182H134ZM160 183V182H159ZM2 184V183H1ZM9 184V183H8ZM13 184V183H12ZM22 184V183H21ZM26 184V183H25ZM52 184V183H51ZM59 184V183H58ZM64 184V182H63ZM69 184V183H68ZM67 184V185H68ZM71 184V183H70ZM98 184H100L98 186ZM138 184V183H136ZM31 185V184H30ZM34 185V184H33ZM36 185V184H35ZM40 185V184H39ZM60 185V184H59ZM65 185V184H64ZM63 185V187H65ZM112 185V186H110ZM4 186V185H3ZM11 186V185H10ZM13 186V185H12ZM19 186V185H17ZM27 186V185H25ZM47 186V184H46ZM51 186V185H50ZM56 186V185H55ZM96 186V188L93 189V187ZM134 186V185H133ZM1 187V186H0ZM24 187V186H23ZM22 187V188H23ZM33 187V186H32ZM31 187V188H32ZM40 186H35L33 191L37 188H39ZM52 187H54L52 185ZM62 187V188H63ZM111 187V189L109 188ZM20 188V186H19ZM29 189V190H32V189ZM49 187H47L46 190H48ZM8 189V188H7ZM24 189V188H23ZM22 189V190H23ZM51 190V187L49 188ZM56 190V188H54ZM64 189V188H63ZM93 189V190H91ZM135 189V190H136ZM18 190V189H17ZM41 190V189H40ZM73 190V191H72ZM216 189H214L213 191H215ZM24 191V190H23ZM28 191V190H27ZM132 191V189L130 190ZM2 193V192H1ZM0 193V194H1ZM6 193V192H5ZM9 193V191L7 192ZM11 193L13 192H10V194H7L9 197L11 196ZM64 194V193H63ZM31 195V194H30ZM232 195V196H231ZM21 196H23L21 194ZM28 196V195H27ZM34 196V195H33ZM44 196V195H43ZM3 197V195H2ZM5 197V196H4ZM7 197V196H6ZM5 197V198H6ZM19 197V195L17 196ZM32 197V195H31ZM1 198V197H0ZM8 198V197H7ZM54 198V197H53ZM3 199V198H1ZM0 199V200H1ZM28 200L32 198H30V196L27 198ZM52 197L50 196H44V198L42 199V196H41V201H37V204H36V207H41V208H45L46 206H48V204L50 203ZM58 199V198H57ZM25 198L19 200L21 202H19L20 204L15 207L11 206V203L7 204V203H4L1 207H0V216L3 215L4 212H10V211H13V210H16L17 213H15V216L18 218V219H22V217L26 216V215H30V214H26V212H29L31 210H29V208L27 207V201ZM35 201V200H34ZM33 201V202H34ZM2 202V201H1ZM32 202V203H33ZM39 202V203H38ZM14 203V202H13ZM35 203V202H34ZM246 203V202H244ZM15 204V203H14ZM13 204V205H14ZM17 204V203H16ZM53 204V203H51ZM31 205V204H30ZM35 205V204H34ZM50 205V204H49ZM20 207V208H19ZM33 207V206H32ZM35 207V208H36ZM51 207V206H50ZM183 208V207H182ZM52 209V208H51ZM155 209H160L159 212H163L164 214H170L172 213V211H177L179 209L178 207V204L175 203L174 201H169L168 204L162 206V207H158V206H149V207H145L142 209V211H147V210H155ZM24 210H26V212H24ZM39 210V209H37ZM34 211V209H33ZM41 211V210H40ZM158 211H153L151 212L152 214H158L159 213ZM226 212V211H225ZM33 213V212H32ZM197 215L195 216V218H197V222L194 223V224H191V223H188L187 225H185V227L183 228V230H180L181 232L185 233L184 231L186 230L187 231V234L188 236L191 237V240H190V243H189V246H193V241L197 240V238L199 239V244L198 245H206L208 244L211 240L209 239H206L204 238L203 236H197L196 235L199 233V230L202 229V226L204 224L203 222V214L205 213H202L200 211H196ZM227 213V212H226ZM53 215V214H52ZM57 215V214H56ZM55 215V216H56ZM150 215V214H149ZM47 216V215H46ZM45 216V220H47L48 218ZM133 214H128L126 216H124L122 219H116V220H113L109 223V225L105 228V229H101V228H91V229H84V230H79V231H76V232H72V233H67L65 235H59L56 239L52 240L50 243H46L45 245L41 246L40 248H36V249H33V250H30L28 252H25L24 250H19L16 251H12V250H5L2 249L1 250V253H0V264L3 263V264H54L56 262H60L62 264H85L88 260H95V258H97L98 261H103L105 260V258L107 257V254L108 252L110 251V246H113V245H117V244H121L123 241L125 240H130L131 243L130 245L131 246H135V242H133L132 240V237L143 232L144 231V227H146L148 224H150L149 221L146 222V224L143 226L140 224L139 221H134L132 218H133ZM3 217V216H2ZM5 217V216H4ZM8 217V216H7ZM50 217V216H49ZM258 217H264V210H258L255 214L251 215L249 218L245 219V220H239V222L237 223V226H240V225H244V230H242L243 232H236L235 234L239 235V234H245V235H249V234H252V233H255L257 232L258 230L256 229V227L254 226V222L256 221V218ZM44 220V221H45ZM263 220V219H262ZM120 221H128L129 223L127 225L129 226H132V228L130 229V231H127L125 229H122V231H119L117 232V230H114V231H109V232H106L110 229V225H114V224H117L118 222ZM214 221V220H212ZM260 222V221H259ZM5 223V222H4ZM259 224V223H258ZM3 225V226H2ZM8 225V224H7ZM15 225V224H14ZM26 225V224H25ZM11 226V225H9ZM16 226V225H15ZM14 226V227H15ZM21 226V225H20ZM8 227V226H7ZM13 227V226H11ZM18 227V226H17ZM236 227V226H235ZM10 228V227H9ZM1 229H6V226H4V224H1ZM11 229V228H10ZM2 231V230H1ZM0 231V233H1ZM213 231H218L217 229H213ZM103 232L105 234H103ZM201 232V231H200ZM259 232V231H258ZM31 233V232H30ZM61 233V232H60ZM173 233V232H172ZM170 231H166V233L164 234L165 237L167 239H169V241H177L178 238H176L173 234H172ZM218 233V232H216ZM27 235V234H26ZM15 236V235H13ZM12 238V237H11ZM11 238H7V240L11 239ZM161 238L162 236L157 240V244L155 245V247L153 248H150L151 251H155L161 247H164L163 246V243L161 242ZM217 238V237H216ZM18 239V237H17ZM215 239V238H214ZM234 239V238H233ZM5 240H0V243H4ZM12 240V239H11ZM8 242V241H7ZM6 242V243H7ZM9 243V242H8ZM5 244V243H4ZM3 244V245H4ZM1 245V246H3ZM6 245V244H5ZM188 246V247H189ZM223 246V245H222ZM191 248V247H190ZM26 249V248H25ZM167 249V248H166ZM29 250V249H27ZM164 250V249H163ZM264 255L263 252H253L252 254H245V255H240L239 257H235V259L231 262V264H258V258L261 257V255ZM84 255V256H83ZM83 256V257H82ZM264 258V257H262ZM104 263V262H103ZM136 263V262H135ZM230 263V262H229ZM106 264V262L104 263Z\"/></svg>",
  "mask_w": 264,
  "mask_h": 264
}]
</instances>
